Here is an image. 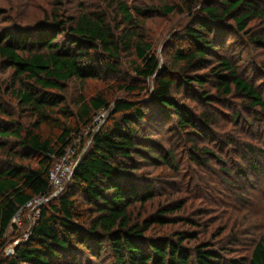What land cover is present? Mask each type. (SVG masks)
I'll list each match as a JSON object with an SVG mask.
<instances>
[{"label":"trees","instance_id":"trees-1","mask_svg":"<svg viewBox=\"0 0 264 264\" xmlns=\"http://www.w3.org/2000/svg\"><path fill=\"white\" fill-rule=\"evenodd\" d=\"M60 2L63 0H55L54 4L61 5ZM185 2L184 11L190 12L192 23L184 27L180 37L184 46L173 52L170 67H162L152 44L136 30L140 23L134 24V13L122 1H117L124 18L121 22L131 27L121 29L120 33L116 32L120 24L115 30L101 12L83 10L75 17L69 16L67 22L53 9L35 27L18 25L0 37V58L13 68L20 83L17 92L20 104L31 114V123L22 134L21 127L8 130L0 126V150L9 151L2 139L11 131L18 135L26 156L39 157L37 167L14 161L0 167V248L19 211L52 192L49 173L53 158L65 155L72 142V131H79L80 124L89 125L95 112L111 109L106 123L91 133V143L78 159L63 191L38 208L27 237L14 246L10 256L0 257V264H82L81 254L99 257L106 248L113 264H227L220 250L207 242L187 247L188 235L178 232L171 238L147 235L155 223H169V214L181 209L182 204L167 205L155 217L133 218L135 206H143L153 196L148 186L140 191L142 186L133 165L136 157H145L141 150L149 149L138 142L140 123L149 109L176 116L179 127L205 139L209 138L207 129L220 123L219 116L210 110L196 115L174 98V90L187 88V93L203 100L207 107L219 98L236 95L258 115L264 113L263 93L240 73L237 63L217 53L234 28L247 32L250 20L264 18V0H207L196 11L195 0ZM133 9L138 17L151 16L153 10ZM166 10L172 12L173 7ZM61 35L66 36L64 42L59 39ZM249 38L260 46L264 42L261 36ZM123 50L136 56L134 72L144 84L123 83L119 84L120 89L145 91L146 98L117 100L113 107L101 95L89 100L82 97L77 102L78 109L72 113L65 106L66 99L56 92L62 89V83L75 78H100L105 69L116 70L113 62L121 58ZM175 75L180 77L179 81ZM147 80L152 81V86L146 85ZM208 84H212L214 92L206 89ZM258 115L249 124L245 120L242 124L240 113L236 112L231 121L238 127L242 124L244 132L248 126L250 136L254 137L252 130L262 120ZM72 116L77 122L75 127L70 125ZM43 126L60 133L54 139L45 138ZM227 137L225 144L243 152L242 158L248 163L246 167H238V175L264 176V150L250 141L239 142V146L237 140ZM201 150L215 156L209 147ZM161 156L168 163L173 158L170 153ZM192 156L198 162L196 151ZM223 171L229 174L227 168ZM244 264H264V232Z\"/></svg>","mask_w":264,"mask_h":264},{"label":"rangeland","instance_id":"rangeland-1","mask_svg":"<svg viewBox=\"0 0 264 264\" xmlns=\"http://www.w3.org/2000/svg\"><path fill=\"white\" fill-rule=\"evenodd\" d=\"M54 1L0 0V37L18 25L35 27L34 24L42 21L46 13L50 14L53 9H57L62 14L61 19L67 22L69 16L75 17L83 10L101 12L115 30L120 24V29L116 31L120 33L121 29L131 27L121 22L124 18L117 1H122L134 13V24L137 26L140 23L136 30L142 32L152 44L162 67H170L173 52L178 46H184L180 41L184 27L192 23L190 12L187 9L184 11L187 5L184 0H63L61 5L54 4ZM206 1L195 0L193 10H199ZM134 7L153 9L152 15L138 17ZM166 7H173V11L168 12ZM233 31L226 42L218 47L217 53L228 56L237 63L240 73L252 81L264 96V42L260 46L249 38L250 35L264 38V18L250 20L247 32H240L235 28ZM65 37L61 35L59 39L64 42ZM136 59L135 55L123 50L121 58L113 62L116 70L105 69L100 78H75L63 82L62 89L56 92L66 99L65 106L72 113L78 109L77 102L82 97L89 100L101 95L113 107L117 100L142 101L146 98L145 91H124L119 86L123 83L143 86L142 79L134 72L133 60ZM175 78L177 81L180 79L177 75ZM17 79L13 68L7 67L6 62L0 58V105L3 110L0 112V126L8 130L21 127L22 134L31 123V114L20 104L17 96L20 83ZM145 83L149 86L153 84L151 80ZM206 89L215 91L212 84H208ZM187 91V88H181L179 92L174 90L173 96L196 115L210 110L219 116L220 123L207 129L209 138L205 139L200 134L192 133L191 130L186 132L179 127L176 116H165L149 109L140 123L141 132L138 136L140 146L148 145L149 149H142L141 155L145 157H136L133 165L139 175L138 183L142 186L140 191L148 186L153 196L143 206H135L133 218L142 220L148 216L155 217L158 210L167 205L182 204L181 209L169 214V223H155L147 235L171 238L178 232L188 235L185 245L189 248L204 241L220 250L225 263L238 261L239 264H244L258 237L264 232V176L254 173L251 176L238 175V167H246L248 163L242 158L243 152H236L237 148L226 145L225 139L230 135L237 140L239 146V142L250 141L264 150V113L258 115L236 95L219 98L220 100L207 107L203 100L195 99ZM101 112L106 116L102 121L98 119ZM236 112L240 113L242 124L244 120L249 124L256 114L262 118L252 130L254 137L250 136L248 126L244 127V132L242 124L238 127L231 121ZM95 113L89 125L80 124L79 131H72V142L66 148L65 155L70 163L78 161L91 143V133L106 123L111 109L103 108ZM76 123L72 116L70 125L75 127ZM59 133L58 129L42 127L45 138L54 139ZM2 140L7 143L6 149L9 151L0 150V167L10 161L31 168L37 167L39 157L26 156L19 145L18 135L10 131V135ZM205 146L211 148L216 157L213 154H203L201 147ZM193 151L199 156L198 162L193 159ZM162 153L173 156L169 163L161 158ZM53 161V166H56L62 163L63 158H53ZM224 168L228 169L229 174L223 171ZM53 191L54 189L48 197L38 198L19 211L3 237L4 246L0 248V257L10 256L14 246L27 237L38 216L39 203L44 204L52 199ZM79 257L82 264H113L107 248L99 257H91L87 253Z\"/></svg>","mask_w":264,"mask_h":264},{"label":"built area","instance_id":"built-area-1","mask_svg":"<svg viewBox=\"0 0 264 264\" xmlns=\"http://www.w3.org/2000/svg\"><path fill=\"white\" fill-rule=\"evenodd\" d=\"M105 117L106 116L103 112L99 113V115H98V119L100 121L104 120ZM65 155H66V153H65ZM65 155L63 157H61V158H63L62 163L57 164L56 166H53L50 170V173H49L50 174V184H51L52 189H54V191H53L54 193L51 194V196L53 198L56 197L57 195H59L63 191L66 182H68L71 179L74 167L76 166V164L78 162V161H76L75 163H70L68 160H66ZM64 161H66V162H64ZM36 200H38V198L33 200V201H36ZM33 201L29 202L28 204H32ZM42 204L43 203L40 202L39 206H41Z\"/></svg>","mask_w":264,"mask_h":264},{"label":"water","instance_id":"water-1","mask_svg":"<svg viewBox=\"0 0 264 264\" xmlns=\"http://www.w3.org/2000/svg\"><path fill=\"white\" fill-rule=\"evenodd\" d=\"M158 72H159V71H158ZM77 164H78V162H77ZM77 164H76V166H77ZM76 166L74 167V170H75ZM74 170H73V172H74Z\"/></svg>","mask_w":264,"mask_h":264}]
</instances>
